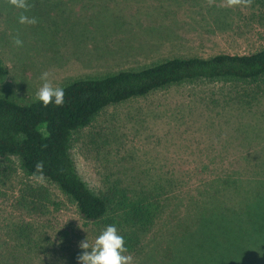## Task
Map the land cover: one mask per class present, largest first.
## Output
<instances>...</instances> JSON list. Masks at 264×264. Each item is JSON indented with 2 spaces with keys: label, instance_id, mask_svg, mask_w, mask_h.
<instances>
[{
  "label": "rangeland",
  "instance_id": "rangeland-1",
  "mask_svg": "<svg viewBox=\"0 0 264 264\" xmlns=\"http://www.w3.org/2000/svg\"><path fill=\"white\" fill-rule=\"evenodd\" d=\"M28 3L34 7L25 15L36 17L35 25L19 23L22 10L0 0V60L7 69L0 95L21 103L34 100L44 71L51 73L54 86L63 87L171 57L264 48V0L233 8L223 7V0L212 6L207 0ZM17 35L22 47L13 43ZM40 129L45 131V125ZM71 154L80 176L97 194L114 184L133 193L150 190L153 182L172 183L160 195L166 212L150 231L158 236L147 234L145 248L126 253L133 264H152L161 247L177 243L170 237L179 231V222L199 214L197 202L213 195L228 199L221 182L239 179L248 189L256 184L250 180L259 183L256 188L264 182V76L183 81L110 104L74 132ZM37 184L47 195L39 207L24 199L28 185ZM22 224L37 227L48 249L43 258L21 254L10 237L9 230ZM104 229L82 218L76 203L55 183L29 176L18 157L0 156V251H7L14 264H78L85 251L80 242L93 243ZM179 242L178 250L189 247L186 240ZM62 247L74 252V263H68L69 253L59 256Z\"/></svg>",
  "mask_w": 264,
  "mask_h": 264
},
{
  "label": "trees",
  "instance_id": "trees-1",
  "mask_svg": "<svg viewBox=\"0 0 264 264\" xmlns=\"http://www.w3.org/2000/svg\"><path fill=\"white\" fill-rule=\"evenodd\" d=\"M6 72L0 60V79ZM262 76L264 48L243 54L177 56L140 69L80 78L63 86L62 106L53 103L44 107L34 100L21 103L0 95V156L18 157L22 169L32 177L38 175H34L36 162L44 161V178L76 203L82 218L105 228L116 226L128 252L139 253L149 239L147 234L151 235V228L157 227L159 218L166 212L165 200L160 195L166 194L172 183L153 182L150 190L141 188L133 193L114 184L106 191L93 192L80 176L71 154L74 132L87 126L110 104L142 97L174 83L217 78L256 80ZM41 125H45V131L40 129ZM227 180L221 182L229 192L227 200L213 195L197 202L195 209L199 214L188 223L180 221L179 231L171 235L178 244L179 240H186L189 247L181 245L184 249L178 250L177 243L160 246L164 250L151 257L152 264H264V182L256 188L259 183L250 180L256 183V189H248V184L239 179ZM28 186L24 199L36 207L42 206L47 200L43 185ZM230 192H238L241 197L232 198ZM249 194L252 200H244L250 198ZM9 231L10 237L18 242L21 254L43 258L48 252L42 246L37 227L22 224ZM67 253L70 254L68 263H74L73 251L62 247L59 256ZM0 264H14L11 255L2 249Z\"/></svg>",
  "mask_w": 264,
  "mask_h": 264
},
{
  "label": "clouds",
  "instance_id": "clouds-1",
  "mask_svg": "<svg viewBox=\"0 0 264 264\" xmlns=\"http://www.w3.org/2000/svg\"><path fill=\"white\" fill-rule=\"evenodd\" d=\"M215 0H207L209 6L214 4ZM11 6L21 9L22 12L18 18L21 24L35 25L38 20L36 17L25 15L34 5L29 4L28 0H8ZM253 0H223V7H250ZM13 43L17 47L23 46V41L19 36L13 37ZM51 73L44 71L39 79L42 81L41 86L37 89L34 96L35 102H40L44 107L49 104L62 106L64 104L65 91L63 87L54 86L50 80ZM44 161H37L35 164L36 179L43 181ZM79 247L85 251L77 257L78 264H133V257L126 254L128 249L125 247V239L117 231L116 226L108 225L95 238L93 243L86 239L81 241ZM91 249V251H87Z\"/></svg>",
  "mask_w": 264,
  "mask_h": 264
}]
</instances>
